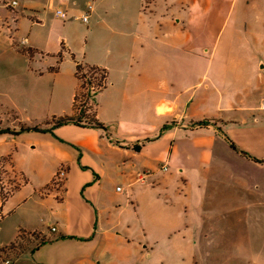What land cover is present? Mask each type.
<instances>
[{
	"label": "crops",
	"instance_id": "crops-1",
	"mask_svg": "<svg viewBox=\"0 0 264 264\" xmlns=\"http://www.w3.org/2000/svg\"><path fill=\"white\" fill-rule=\"evenodd\" d=\"M12 1L17 4L11 5ZM90 2L93 8L88 22L74 19L86 12ZM160 3L166 7L172 1L0 0V85L4 84L2 78H8L2 69L13 64L21 69L16 74L23 92L29 94L40 79L36 76L40 68L33 72L28 63L45 54L56 59L58 72L72 64L75 78L77 64L97 66L107 74L106 85L93 95L94 117L106 130L67 123L37 131L33 129L37 125L25 124L8 134L0 126V138L6 141L9 137L12 142L15 134L17 143H12L42 154L57 166L22 202L8 209L5 220L21 214L22 221L16 219L14 228H24L28 237L23 246L15 243L4 256L0 254V264L5 260L12 264H100L111 260L106 250L108 238L134 237L127 212L128 197L138 198L137 185L180 186L191 211L188 214L185 208L177 216L180 230H184L178 242L194 245L196 251L189 255L201 264H215L217 256L229 253L225 240L218 236L221 227L234 226V219H249L248 226L260 229L258 237L243 241L245 251L254 246L256 252H264V162L249 159L229 143L232 140L238 148L264 159V111L259 109L264 100V64L257 65L255 53L246 54V62L236 68L238 72L225 90L220 79L224 63L218 57L212 67L210 51L209 69L204 68L205 56L192 49L195 60L189 66L188 29L183 31L182 19L174 22L165 7L158 8ZM57 8L64 9L68 18L57 17ZM74 21H81L84 28ZM192 33L194 38L193 28ZM262 49L259 54H264ZM217 50L213 49V56ZM233 52L230 42L228 54ZM75 54H79L77 60ZM59 84L67 88L64 99L60 96L63 112L75 115L73 99L79 83L73 82L72 89L64 80ZM200 84L204 93L188 95ZM1 97L0 105L5 106ZM15 104L8 109H17ZM202 120L208 121L196 124ZM164 125L168 127L161 130ZM11 154L12 149L4 147L0 160L11 159ZM32 158L26 164H34ZM60 171L64 175L56 184ZM120 180L127 188L124 193L118 187L113 189ZM255 214L258 220L253 219ZM166 236L161 233L150 238L158 244L168 240ZM15 237L13 233L12 239ZM263 255L260 252L261 261ZM255 261L251 256H231L228 264H257Z\"/></svg>",
	"mask_w": 264,
	"mask_h": 264
},
{
	"label": "rangeland",
	"instance_id": "rangeland-1",
	"mask_svg": "<svg viewBox=\"0 0 264 264\" xmlns=\"http://www.w3.org/2000/svg\"><path fill=\"white\" fill-rule=\"evenodd\" d=\"M171 1L172 3L166 7L163 3H160L162 5H159L158 8L165 7L166 13L174 18V22H176V19H182L183 22L180 25L183 27V31L188 29L189 36L186 48L189 53L187 55L189 66L195 60L190 55L192 49L201 52L205 56L204 68H206L208 63L207 55L211 51L210 63L214 60L212 67H214L218 57L224 63L220 75L221 86L225 90H228L229 82L234 79L235 72H238L236 68L243 67L244 62H246V54L255 53L257 65L260 67L261 63L264 64V54L258 53L264 47V0ZM187 20H190L189 26H186ZM74 22L80 28H84L81 21ZM192 28L194 29V33L196 32L197 34L194 38L192 36ZM233 28L237 30H235V37H233ZM232 37L235 39L233 40ZM230 42L234 47V52L228 54ZM217 48V53L213 56L212 51ZM87 51L90 52V48H87ZM75 55V60H77L79 54ZM174 55L175 52L172 53L173 61L175 60ZM180 56L183 61L184 52H181ZM57 58L58 60L61 58V53L57 54ZM55 62L56 59L51 57V54H45L43 58H41V55H36L28 63V67L33 72L38 71L39 68V71H41L40 73L39 71L36 72V76H39L40 79L35 83V87H33V90L29 94L23 92L21 82L19 83L20 76L16 73H19L20 68L11 64L9 69H2L3 73L8 75V78L1 79V82H4V84L0 85V93H2L0 97L4 96L1 97V100L4 101L5 105H0V126L4 125L6 133L10 134L9 130L16 129V127H20V125L24 126L25 124L38 125L44 128L51 127L54 125V119L64 116L65 113L62 110L64 106L60 102V96L61 99H64L67 88L59 84L63 80L70 89H72L73 82H75V85L79 83V85L83 86L79 87V93L76 96L75 115H78L83 110L84 116L93 118V100L95 96H93L94 93L90 92L89 87L93 85L94 89H97L99 82L106 85L107 80L99 76L92 78V72L89 67L84 66L78 72L79 76L82 74L86 76L82 77L81 81H87L91 77L92 82L86 83L85 81V83H82L80 80L77 82L72 73V64L62 66L59 72L54 69L49 70L48 66L55 67ZM198 62H200V59H198ZM224 78L225 87L223 85ZM67 79L69 82H67ZM200 86L201 84L191 88L188 95L194 94L197 97L204 93V87ZM218 89L221 91L220 87ZM22 93L24 96L23 100L21 99ZM217 93V91L214 92L215 95ZM11 104H15L17 109H8ZM13 119L16 122H13ZM83 120L88 119L85 118ZM14 135H11L12 142L15 141ZM2 141L5 143H2ZM12 142L9 140V137L6 138V141L4 138H0V151L4 147L9 150L12 149L11 159L6 157L0 160L2 164L0 165L2 168L0 173V254L3 256L7 253L10 243H19V246H23L22 243H26L28 237L27 231L24 228H14V225L18 223L16 219L22 221L21 214H18L16 218L14 217L11 220H5L8 209L12 205L22 202L24 196L33 191V186L41 180L45 181L50 170L57 169V166L51 164V161L49 163L42 154L33 153L29 150L26 151L22 144L16 145L14 143L17 142ZM33 154L35 155L33 156ZM32 157H34V164H26L27 161L33 159ZM35 162H37V165H35ZM25 172L27 176H25ZM62 178L63 176H59L58 174L54 183H61L60 179ZM179 183L181 182L179 181ZM117 187L118 190L122 189V193L127 190L121 180L114 182L113 189L117 190ZM153 187L151 185L144 188L137 185L136 193L138 192V198L134 200L132 196L128 197L129 210L127 213L134 225V231H132L134 237L132 240L108 238L106 250L112 256V259H108L106 262L102 260L103 262L100 264H201L196 256L189 255V252H192V250L193 252L196 251L194 245L187 246L178 242L180 231L184 230H180L179 224H181V221L177 216L181 215V212L185 208L188 214L191 211L190 207L185 205L183 201L184 192L180 186L168 189L160 188L157 185ZM13 191L15 192L10 195ZM4 192H7L6 195ZM43 217L46 218L45 216ZM253 219L258 220L259 216L255 214ZM261 222H264V217ZM233 223L234 226L229 227V229L223 227L220 229L221 233L218 237L221 240H225V244L227 245L224 247L228 249L229 253L220 257L217 256L215 264H228L231 256H246L248 258L251 256L253 260H258V262L255 261L257 264H264V261L259 259L260 252L262 254L264 252L257 249V253L254 246L251 247L250 252L245 251L246 247H244L245 243H243L246 238L258 237L260 229L248 226L250 224L249 219L242 221L234 219ZM13 233L16 234V237L12 239ZM161 233H166L168 240L158 244L154 243L150 236ZM247 239L246 243L248 242ZM242 263H245L244 260H242Z\"/></svg>",
	"mask_w": 264,
	"mask_h": 264
},
{
	"label": "trees",
	"instance_id": "trees-1",
	"mask_svg": "<svg viewBox=\"0 0 264 264\" xmlns=\"http://www.w3.org/2000/svg\"><path fill=\"white\" fill-rule=\"evenodd\" d=\"M30 52H32V51H30ZM59 61H60V59L58 60V62ZM81 67H84V66H81L79 64H77V66H76L75 75H76V78H77L78 82H79V80L81 81L82 77H86L85 74H82V75L79 76L78 72H79V70H81ZM87 67H89L90 71L92 72V75H91L92 78H94V77L97 78V76H99V77L103 78L104 80H106V77H107L106 70H104L102 68H99L97 66H87ZM53 69L56 70L57 69V65L55 67H52L50 70H53ZM92 78L90 77L89 79H87L88 82L86 80L81 81V82L85 83V81H86V83H91L92 82V80H91ZM104 86H105V84H102V83L99 82L97 91L102 89ZM79 87H83V86H81V85L78 86L77 92H76V94L74 96V99H73V106L74 107L76 106L75 105V101H76V96L79 93V89H80ZM89 96H90V94H89ZM85 118H87L88 120H83ZM207 121L208 120L198 121V122H196V124H199V125L205 124V123H207ZM67 123H72V124H74L76 126H80V127L93 126V127H97V128L106 130V128L103 125V123H101L97 118H95L94 114H93V118H90V117L88 118V117L84 116V111L83 110H81L78 115H66L65 114L64 116H60L59 118L54 119V125L51 126V127L44 128V127H41V126L37 125V126L33 127V129L37 130V131L51 130L55 126H59V125L67 124ZM167 127H168V125H164L162 127V129L164 130ZM22 130H24V128ZM226 138H227V140H229L228 137H226ZM229 143H230V146L233 149H235L237 152L241 153L242 155L248 157L249 159H251V160H253L255 162H264V159H258L256 157L252 156L251 154H249L248 152H245L244 150L238 148L237 145L232 140H229ZM46 187L48 188V186H46ZM41 241L45 242V240H41ZM14 245H15V243H11L9 248L10 249L14 248Z\"/></svg>",
	"mask_w": 264,
	"mask_h": 264
},
{
	"label": "built area",
	"instance_id": "built-area-1",
	"mask_svg": "<svg viewBox=\"0 0 264 264\" xmlns=\"http://www.w3.org/2000/svg\"><path fill=\"white\" fill-rule=\"evenodd\" d=\"M16 4H17L16 1H12L11 2V5H16ZM92 8H93V4L91 2L88 3L87 4V8H86V12L83 15H81L80 17H74V19H80L83 22H88V20H89V13L92 10ZM55 15L57 17L62 18V19L68 18L67 12L64 9H62V8L55 9ZM89 88L91 90L90 91L91 93L97 92V89H98V88L97 89H94V86L93 85H91ZM259 109L262 110V111H264V100L261 101V103L259 105ZM63 175H64V171H60L59 172V176H63ZM51 230L54 231L55 228L52 227ZM3 264H12V261L11 260H5L3 262Z\"/></svg>",
	"mask_w": 264,
	"mask_h": 264
}]
</instances>
